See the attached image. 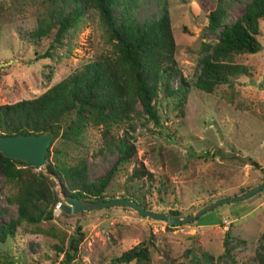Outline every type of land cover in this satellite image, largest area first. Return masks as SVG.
I'll return each mask as SVG.
<instances>
[{"label": "rangeland", "instance_id": "1", "mask_svg": "<svg viewBox=\"0 0 264 264\" xmlns=\"http://www.w3.org/2000/svg\"><path fill=\"white\" fill-rule=\"evenodd\" d=\"M53 1L0 0V104L35 97L88 61L110 54L105 26L90 8H82L79 20L59 42L54 39L55 28L45 36L35 35ZM217 1L136 0L133 14L139 20L156 15L163 5L168 8L175 59L189 86L184 93L159 90L154 100L157 122L138 101L131 112L134 129L125 124L114 127L117 135L129 131L135 152L126 171L117 172L104 189L106 197L127 198L135 190L147 209H175L186 215L216 198L243 193L262 180L264 169L238 156H250L264 166V20L259 22L261 50L232 58L245 67L244 73L218 84L212 92L193 85L201 68L199 60L212 51L206 44L216 40L207 23ZM249 1L222 0L223 22L237 18ZM170 85L176 88L178 81ZM64 143L57 137L52 146L63 148ZM101 143L97 126L87 128L80 143H65L66 160L81 157L87 163L89 181L105 175L119 156L115 146L101 148ZM133 165L150 171L162 184L151 193L138 185L133 188L134 182L144 181V177H129ZM37 171L53 181L59 202H64L59 178L43 168ZM10 192L0 171V221L17 216ZM58 203L52 219L23 222L13 236L0 242V264H61L63 255L55 245H63L64 235L79 236L77 229L83 236L76 264H249L264 244V188L182 224L142 215L127 205L68 214L56 209ZM142 242L154 244L149 245L147 261H115Z\"/></svg>", "mask_w": 264, "mask_h": 264}, {"label": "trees", "instance_id": "2", "mask_svg": "<svg viewBox=\"0 0 264 264\" xmlns=\"http://www.w3.org/2000/svg\"><path fill=\"white\" fill-rule=\"evenodd\" d=\"M135 4L136 0H54L53 8L39 20L35 35L45 36L55 28L54 39L59 42L79 20L82 8H90L99 14L105 26L112 46L110 54H101L88 61L35 97L0 104L1 135L46 130L53 133L45 168L59 178L64 196L91 201L113 199L106 197L103 191L117 172L126 171L135 152L133 143L129 142V131L125 129V134L117 135L113 132L114 127L125 124L134 129L131 112L138 101L157 122L154 100L159 90L163 89L167 94L184 93L189 86L175 59L176 43L168 8L163 5L156 15L139 20L133 14ZM58 13L62 15L57 16ZM224 16L223 2L219 0L209 11L207 23V30L216 34V40L206 44L212 51L199 60L201 68L193 83L205 92H212L218 84L245 72L244 66L233 62L234 55L257 53L262 47L258 36L259 22L264 20V0L247 2L242 13L230 23L223 22ZM172 80L178 81L176 88L170 85ZM93 126L101 127V148L115 146L119 156L105 175L89 181L88 166L81 157L74 162L66 160L65 143H80L87 128ZM57 137L65 142L63 148L52 146ZM238 158L264 169L250 156ZM0 171L11 189L9 200L17 204V216L8 222L0 221V242H4L23 222L52 219L54 206L60 198L53 181L31 164L0 154ZM128 175L131 179L144 177V181L134 182L133 188L138 185L150 193L162 184L160 178L137 165H133ZM136 194L133 190L127 199L136 200L147 208ZM168 213L179 215L175 209ZM77 231L79 236L71 234L65 238L64 235L63 245H55L58 253L63 255L61 264H76L77 246L83 236L80 229ZM150 244L154 245L138 243L123 251L115 261L145 262L149 258ZM249 264H264V244Z\"/></svg>", "mask_w": 264, "mask_h": 264}, {"label": "water", "instance_id": "3", "mask_svg": "<svg viewBox=\"0 0 264 264\" xmlns=\"http://www.w3.org/2000/svg\"><path fill=\"white\" fill-rule=\"evenodd\" d=\"M1 64L3 63H0V65ZM52 139L53 133L50 130L40 133H19L15 135L0 134V154L10 159L20 160L31 164L35 170L43 168L47 171L45 168L47 163L46 154ZM263 188L264 179L243 193L216 198L196 211L186 215L153 211L141 206L136 200L127 198L91 201L76 196H64L62 194L64 202H59L58 207L65 213L76 214L81 211L96 210L113 205H127L135 208L136 211L142 215L158 220H164L171 224H182L197 219L219 205L247 199L261 191Z\"/></svg>", "mask_w": 264, "mask_h": 264}, {"label": "bare ground", "instance_id": "4", "mask_svg": "<svg viewBox=\"0 0 264 264\" xmlns=\"http://www.w3.org/2000/svg\"><path fill=\"white\" fill-rule=\"evenodd\" d=\"M56 209L60 210V208H59V207H57Z\"/></svg>", "mask_w": 264, "mask_h": 264}]
</instances>
